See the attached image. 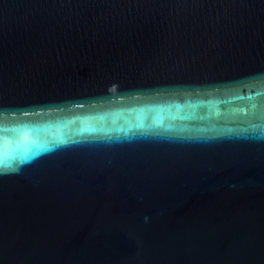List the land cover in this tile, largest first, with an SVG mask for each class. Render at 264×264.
<instances>
[{"label": "water", "instance_id": "water-1", "mask_svg": "<svg viewBox=\"0 0 264 264\" xmlns=\"http://www.w3.org/2000/svg\"><path fill=\"white\" fill-rule=\"evenodd\" d=\"M0 264H264V0H0Z\"/></svg>", "mask_w": 264, "mask_h": 264}]
</instances>
